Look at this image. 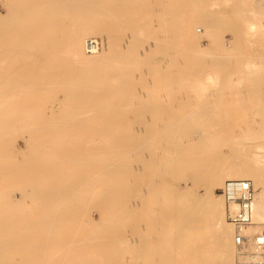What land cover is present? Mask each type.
Listing matches in <instances>:
<instances>
[{
    "label": "bare ground",
    "instance_id": "6f19581e",
    "mask_svg": "<svg viewBox=\"0 0 264 264\" xmlns=\"http://www.w3.org/2000/svg\"><path fill=\"white\" fill-rule=\"evenodd\" d=\"M142 2L0 0V144L5 135L25 129L30 151L22 163L18 156L4 160L0 150L5 178L30 182L0 181V264H112L113 259L114 264H234L236 228L227 220L224 197L218 192L231 178L253 181V219L244 229L252 237L250 247L256 235H264V120L240 121L234 127L223 120V101L232 94L229 76L238 70L226 51L231 41L221 30L223 25L215 28L222 15L214 16L216 20L203 17L212 27L207 42L200 30L181 39L183 24L166 22L160 24L165 30H152L143 40L141 29L150 21L137 23L141 9L132 8ZM184 2L158 0L167 6L157 10L177 20L180 10L171 5ZM237 3L230 27L257 54L256 43L264 42V0ZM71 12L77 15L75 23L67 21ZM242 15L247 17L245 23L240 21ZM116 28L124 30L123 35H117ZM103 33L108 35L106 44L100 41L90 50L88 40H98L97 34ZM121 57L122 65L117 60ZM185 58L205 75L199 91L202 110L197 125L178 122L199 133L204 146H212L207 157L189 159L200 162L191 169L205 190L198 195L175 182L169 192L164 191L156 177L142 175V171L159 173L157 158L148 157L143 145L132 143L136 137L144 138L139 134L142 128L113 118L121 115L122 106L113 104L105 89H98L100 84H113L111 77L128 76V71H156L158 84H167L161 71H186L181 61ZM56 85L70 86L63 95L68 100L64 108L43 103ZM252 91L257 96L260 89ZM143 106L168 111L160 101ZM90 122L104 124L115 134L113 140L102 147L77 141L76 135ZM133 149L139 150L132 159ZM116 152L122 157L119 161L105 157ZM24 194L36 196L38 214L21 198ZM90 194L95 196L90 203L99 207L102 217L97 221L88 213L84 219L88 222L80 224L78 212ZM79 227L85 232H70ZM52 236L59 237L56 249L65 253L59 257L62 261L41 255L51 250ZM97 246L107 253L106 262L88 253L90 247L99 251Z\"/></svg>",
    "mask_w": 264,
    "mask_h": 264
},
{
    "label": "rangeland",
    "instance_id": "374dc122",
    "mask_svg": "<svg viewBox=\"0 0 264 264\" xmlns=\"http://www.w3.org/2000/svg\"><path fill=\"white\" fill-rule=\"evenodd\" d=\"M140 1L143 2L133 5L132 8L136 6L137 9H141L137 12V23L142 25L143 22L145 23L146 21L147 23L150 21L148 26L141 29L144 36L143 40H147V38L150 37L149 34H152V30L153 33L158 31L159 28V31L165 30V27L161 28L160 24L166 22L168 26L171 24H183V27L180 29H182V31H184L183 34H185H182L184 38L181 39H187L193 32L196 31L197 33V31L200 30L202 32L201 38L204 42H207L209 38L208 29L212 27L203 20V17L209 16V19H212L214 16L216 17V15H222L220 22H217L216 18H214L216 20V22H214V24L216 23L215 28H218L217 24L219 23L223 25L221 30L227 34L231 41L226 51L232 55L233 66L238 70L231 71L229 76V86L232 89V94L227 96L226 100L223 101V106L225 105L223 109V120L226 119L228 124L233 127L240 121L264 120V42L256 43L257 54H253V48L249 41L234 36L230 24L232 23V17H237V0H186L187 2L171 5L180 10V19L177 20L170 14L162 10H157L158 8L167 6L158 4V0ZM79 13L83 15L84 10L79 9ZM158 16H162L164 21L162 19L158 20L160 18ZM76 19V13L71 12L67 21L75 23ZM246 20L247 17L245 15L240 17L242 23H245ZM115 32L117 35H123L125 31L116 28ZM103 34L104 36H102V34H97V37L99 41H105L106 44L108 35L106 33ZM259 38L261 39L262 37ZM260 49L263 50V53L260 52ZM23 60L25 61L26 59ZM117 60L119 64L124 61L123 57L117 58ZM181 61L186 65V71H161L169 80L167 84L164 83L165 85L158 84L159 78L158 75H156V71H128V76L111 77V79L114 80L113 84H100L98 89L100 91L105 89L111 96L112 102L114 101L113 104L122 106L119 108L121 115L113 116V118L119 121L125 120L135 128H142V132L139 134L144 138L138 139L136 137L132 140V143L143 145L144 152L148 157L157 158L156 164L159 168L158 174H155V172L142 171V175L156 177V180H159V183L164 186V191L166 190L169 192V185L171 186V184L175 182L182 186L187 193L198 195L204 194L205 190L201 186L202 180L196 177L191 169L193 167L197 168L200 162L189 159L193 156H200L201 158L203 156L207 157L212 152V146H204L201 137L198 135L199 133L189 131L184 124L178 121L188 120L196 124L201 119L199 113L202 107L200 106L201 99L199 91L202 88L205 75L203 71H199L198 67L194 66L192 60L185 58ZM174 78L176 80L173 82L172 80ZM255 87L260 89L257 96L252 91ZM68 90H70V86L68 85L54 86L53 90L47 93L43 103L48 107L55 105L60 108L66 107L68 100L63 98V95H67L68 92L66 91ZM154 101H160L168 111L158 112L155 109L145 108V106H143L144 103L148 104ZM140 120L144 122L140 123ZM124 124L125 123H123V125ZM104 128L105 125L102 123L96 122L92 124L90 122L88 126L78 133L80 136L77 137V134L75 138L77 141L84 144H96L100 147L106 146L113 140L115 134L110 133ZM24 130L25 129H21L17 134L9 133L5 135L4 144H0L1 157L4 160L11 161L18 156L21 159L20 162H24L25 154L30 152L26 146V139L24 138H28L29 133ZM132 131H134V129H132ZM135 134L137 135L138 131H136ZM15 137H17V139H14ZM229 140L228 138L226 142H229ZM138 150L139 149H133L129 152V156L133 159ZM105 157L111 161H119L120 158H122L119 152H116L112 156L105 155ZM209 160L210 157H208L206 161ZM150 166L154 167V163L150 164ZM0 181L2 185L14 182L16 184H25L29 182L28 180L21 179L10 181L5 178L3 172H0ZM224 183L222 187L218 188V192L224 197L226 217L227 220L232 223L227 215V200L223 193ZM27 186L26 184V189L29 188ZM95 188L99 189V187ZM1 189L4 190L5 187ZM145 189L147 195L150 189L147 187ZM94 197V194H90L80 206L78 212L79 218L77 219L78 223H87L88 219H86L87 222H84V219L88 213L89 216H93L95 220H101L102 211L99 210L98 206H94L92 202L90 203ZM151 197L150 195L149 198ZM21 198L29 202L31 205L30 208H34L33 213H39L40 206L34 194H24ZM99 217L100 219H98ZM74 231L82 233L85 232V229L79 227L74 228V230L70 232ZM132 231L133 230H130L129 232ZM58 238L57 236L49 238L50 245L48 249L51 250L46 253L43 252L41 255L53 257L56 261H62L59 257L65 253L62 250L56 249L59 245L57 243ZM100 247L102 248V246ZM97 248L99 249V246H97ZM101 250L102 249L95 251L93 247H90L88 253L95 254L98 261L106 262L107 253ZM128 258L130 260H135L132 254H129ZM110 262L112 264L117 263L114 259L113 261L110 260Z\"/></svg>",
    "mask_w": 264,
    "mask_h": 264
},
{
    "label": "built area",
    "instance_id": "2783aa9c",
    "mask_svg": "<svg viewBox=\"0 0 264 264\" xmlns=\"http://www.w3.org/2000/svg\"><path fill=\"white\" fill-rule=\"evenodd\" d=\"M99 39L88 40L91 50L99 44ZM227 200L228 218L235 224L234 241L237 254L234 264H264V235L255 236L254 247H250L251 235L245 232V227L253 219L255 189L250 178L228 179L223 188Z\"/></svg>",
    "mask_w": 264,
    "mask_h": 264
}]
</instances>
